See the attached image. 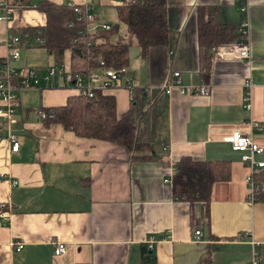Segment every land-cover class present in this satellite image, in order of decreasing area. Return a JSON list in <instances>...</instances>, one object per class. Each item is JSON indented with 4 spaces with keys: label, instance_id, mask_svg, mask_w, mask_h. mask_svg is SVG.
<instances>
[{
    "label": "crops",
    "instance_id": "obj_1",
    "mask_svg": "<svg viewBox=\"0 0 264 264\" xmlns=\"http://www.w3.org/2000/svg\"><path fill=\"white\" fill-rule=\"evenodd\" d=\"M49 1L86 3L91 11L94 4ZM152 1L165 10L167 46L142 52L125 36L117 39L129 45L126 77L132 90L143 94V125L151 145L147 160L132 162L125 147L75 137L59 124L44 125L37 112L64 105L72 91L20 90L13 122L0 118V213L5 219L3 224L0 217V264H141L149 241L154 264H247L250 239L260 244L264 264V202L247 200L250 171L241 161L246 153L223 142L234 132L249 135L262 149L253 160L264 162V0ZM119 5L118 0L110 3ZM198 8L219 24L248 27L249 60L217 57L209 49L205 81L199 78ZM44 23L35 10H15L9 21H0V35L17 36V28ZM6 52L0 46V59ZM52 65L42 48L20 47L18 59L10 62L20 75ZM173 72L185 86H206L208 95H180L175 89L165 95L161 86ZM246 81L251 83L249 111L242 103ZM102 93L113 97L117 118L129 108L132 93L126 89ZM9 135L16 137V152H10ZM181 157L230 164L229 179L211 188L207 219L200 204L194 207L195 229L188 204L174 199L170 190ZM194 231L199 241L193 240ZM56 243L65 247L59 256L53 255ZM15 244L22 248L16 251Z\"/></svg>",
    "mask_w": 264,
    "mask_h": 264
},
{
    "label": "trees",
    "instance_id": "obj_2",
    "mask_svg": "<svg viewBox=\"0 0 264 264\" xmlns=\"http://www.w3.org/2000/svg\"><path fill=\"white\" fill-rule=\"evenodd\" d=\"M29 1L35 3L34 10L44 16L45 23L42 27L17 28L14 34L20 41L34 37L42 39V45L29 48L44 49L55 65L62 64L66 58V68L71 75H87L96 71L99 62L103 63L104 68H126L129 45L112 42L118 34V25L123 26L124 36L133 41L142 52L149 48L167 46L165 10L152 0L123 1L114 7L117 24L108 25L109 29L106 31L98 30L89 34H78L84 27L74 22L72 10L64 4H55L49 0L22 2L24 4ZM67 22L73 23L72 28L65 26ZM196 37L201 81L207 78L211 47L243 41L238 27L219 24L214 16L207 15L202 8L196 10ZM15 83L16 80H13V84ZM131 93L129 108L119 118L115 114L113 97L96 91L92 98L74 94L68 96L62 106L42 109L53 115L52 119L42 122L44 125L59 124L78 138L125 147L131 153L132 162L145 161L151 145L143 125L146 114L143 110V94L136 90ZM229 167L227 161H193L189 157H181L174 164L170 179L171 195L188 204L192 229L199 223L194 207L200 204L207 219L211 188L215 183L229 179ZM252 182L255 186L252 202H264V169L252 176ZM141 264H154V259L144 248L141 251Z\"/></svg>",
    "mask_w": 264,
    "mask_h": 264
},
{
    "label": "built area",
    "instance_id": "obj_3",
    "mask_svg": "<svg viewBox=\"0 0 264 264\" xmlns=\"http://www.w3.org/2000/svg\"><path fill=\"white\" fill-rule=\"evenodd\" d=\"M23 0H0V21H9L13 11L35 8L34 2H26ZM122 1V0H118ZM70 8L74 14V22L82 24L84 29L79 30L78 34H89L98 30H108L107 24L101 23L95 19L94 14L88 4L75 5L73 3H64ZM241 10H244L242 8ZM73 23L67 22L65 26L72 28ZM239 33L243 35V41H238L230 45L214 46L210 48L213 55L217 57H233L241 60H249V45L247 42L248 27L247 23L242 24L239 28ZM43 40L39 37L25 39L20 41L16 36L0 35V46L6 48L7 52L5 57L0 60V101L4 104V108L0 109V118L7 123H12L11 115L17 108V93L20 90L34 89L42 91L44 89H68L75 95L80 97L92 98L96 91H106L108 89L124 88L131 92V83L126 77V68L119 69L104 68L103 63L99 62V68L92 71L87 75H71L67 68L62 64L52 65L46 68H28L20 75L18 71L10 67V62L16 61L19 57V48H29L40 46ZM13 80L16 83L13 84ZM124 80V82H123ZM165 95H169L170 91L175 89L180 95L191 94L199 96H207L208 88L204 85L185 86L181 82L178 72H173L170 78L167 79L161 86ZM243 97L242 103L245 110H250V92L251 83L249 81L243 84ZM143 92H146L143 90ZM38 118L43 121L52 119L53 115L47 113L42 109L37 112ZM7 140L10 144V152H16L18 148L17 140L14 135H9ZM224 143L229 144L233 150L246 153L241 157L242 163L249 169L250 174L247 179L248 184V197L249 202L253 201L255 186L252 182V176L259 170L264 169V162H255L253 156L261 154L262 149L257 146L251 136L241 135L237 132L232 133L229 137L223 140ZM169 182V179L165 180ZM0 209H3L0 206ZM2 223L5 224L4 215L0 213ZM193 240H200L199 231H194ZM150 241L147 244V249H151ZM250 251L249 260L247 264H261L259 246L260 244L252 239L249 241ZM22 248L21 244H15L16 251ZM65 247L62 243H56L53 246V255L59 256L63 254Z\"/></svg>",
    "mask_w": 264,
    "mask_h": 264
},
{
    "label": "rangeland",
    "instance_id": "obj_4",
    "mask_svg": "<svg viewBox=\"0 0 264 264\" xmlns=\"http://www.w3.org/2000/svg\"><path fill=\"white\" fill-rule=\"evenodd\" d=\"M88 3L91 4V0H87ZM112 1H117V0H93V6H92V12L93 14H97L98 17L101 19V20H105L106 22H108L110 25H114V24H117V20H116V15H115V11H114V8L112 6H110V3ZM98 2V3H97ZM119 29H118V34L117 36L115 37V39L112 41V42H120V40H117L119 39L120 37H122L121 39H123V36H124V28L122 25H118ZM41 54L43 52H40ZM37 55V54H36ZM44 55V54H42ZM65 63L64 66L67 65L66 63V59L64 61ZM43 68V67H41Z\"/></svg>",
    "mask_w": 264,
    "mask_h": 264
},
{
    "label": "bare ground",
    "instance_id": "obj_5",
    "mask_svg": "<svg viewBox=\"0 0 264 264\" xmlns=\"http://www.w3.org/2000/svg\"><path fill=\"white\" fill-rule=\"evenodd\" d=\"M123 1H127V0H122V1H119V2H120V4H121ZM1 13H2V12H1ZM1 13H0V14H1ZM12 14H13V13H12ZM10 19H11V18H10ZM12 36H13V35H12ZM55 89H56V88H55Z\"/></svg>",
    "mask_w": 264,
    "mask_h": 264
}]
</instances>
